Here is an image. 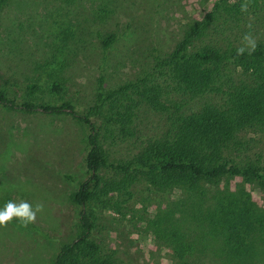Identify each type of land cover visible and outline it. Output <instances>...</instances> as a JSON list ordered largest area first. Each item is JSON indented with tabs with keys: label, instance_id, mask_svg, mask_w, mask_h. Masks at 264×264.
Segmentation results:
<instances>
[{
	"label": "trees",
	"instance_id": "trees-1",
	"mask_svg": "<svg viewBox=\"0 0 264 264\" xmlns=\"http://www.w3.org/2000/svg\"><path fill=\"white\" fill-rule=\"evenodd\" d=\"M90 1L99 14H112V4H121ZM244 2L215 0L200 19L183 25L174 47L155 56L143 76L98 90L85 113L69 100L38 102L41 88L35 81L26 84L21 102L0 89L3 107L65 114L87 127V177L71 193L79 207V233L59 247L53 264H122L93 239L88 205L110 192L130 196L131 184L141 178L148 189L175 196L148 221L155 237L172 249L173 264H264V208L242 184L230 182L241 177L244 184L264 188V147H259L264 141V0H247L248 11L241 12ZM249 32L255 51L238 56ZM115 38L106 32L100 42L105 48ZM64 88L54 81L49 91L60 95ZM137 108L162 113L163 130L137 134ZM134 136L130 157L110 158L107 144Z\"/></svg>",
	"mask_w": 264,
	"mask_h": 264
},
{
	"label": "rangeland",
	"instance_id": "rangeland-1",
	"mask_svg": "<svg viewBox=\"0 0 264 264\" xmlns=\"http://www.w3.org/2000/svg\"><path fill=\"white\" fill-rule=\"evenodd\" d=\"M120 2L112 4L114 13L99 14L90 0H5L0 8V89L21 102L26 84L35 81L41 88L38 102L69 100L85 113L98 90L143 76L155 56L174 47L183 25L200 19L215 0ZM106 32L116 38L104 48L100 39ZM54 81L65 87L60 95L49 91ZM135 113L137 134L156 135L165 127L160 112L137 108ZM86 132V126L65 114L0 105V208L10 200L44 205L34 223L23 226L14 218L0 226V264H53L59 247L78 235L79 207L71 193L87 177ZM129 139L106 145L111 159L135 152V136ZM230 182L232 187L242 184L264 208V188L244 184L241 177ZM145 184L142 178L132 183L130 196L110 192L91 201L92 237L122 264H173L172 249L155 237L148 221L175 196Z\"/></svg>",
	"mask_w": 264,
	"mask_h": 264
},
{
	"label": "clouds",
	"instance_id": "clouds-1",
	"mask_svg": "<svg viewBox=\"0 0 264 264\" xmlns=\"http://www.w3.org/2000/svg\"><path fill=\"white\" fill-rule=\"evenodd\" d=\"M248 7L249 5L246 0V2L241 4V12H247ZM248 27L251 28V25L249 24ZM241 43L242 46L236 49L238 56L244 55L245 52H248L250 55L255 51L256 40L251 32L244 34ZM43 209L44 205L42 203H37L35 207H33V205L26 200H20L19 202L7 201L3 208H0V226H6L14 218L19 220L23 226H27L36 221L37 213L42 212Z\"/></svg>",
	"mask_w": 264,
	"mask_h": 264
}]
</instances>
